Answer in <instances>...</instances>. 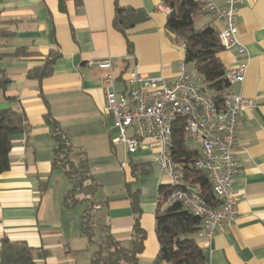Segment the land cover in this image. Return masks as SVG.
I'll list each match as a JSON object with an SVG mask.
<instances>
[{
	"label": "crops",
	"instance_id": "crops-1",
	"mask_svg": "<svg viewBox=\"0 0 264 264\" xmlns=\"http://www.w3.org/2000/svg\"><path fill=\"white\" fill-rule=\"evenodd\" d=\"M115 3L142 9L149 17L128 32L132 54L125 38L113 28ZM160 4L162 0H0V28L10 34L0 38V67L11 80L6 91L0 92V106L21 112L30 127L28 133L11 139L10 167L0 176V241L6 237L46 251L37 264H78V254L91 245L80 235V218L65 207V193L56 198L50 193L59 170H52L55 142L45 117L59 124L73 147V134L82 139L107 137L112 147L118 145L106 127L110 116L105 112L102 88L106 76L115 78L117 93L125 91L134 69L145 77L174 82L184 59V51L166 34L167 15L157 11ZM207 17L204 25L219 33L223 23ZM237 38L246 49L248 67L244 81L230 90L252 100L255 107L240 115L236 129L238 172L233 190L239 197L237 219L224 223L214 234L205 249L207 264H264V0L238 1ZM19 48L30 55L12 57ZM54 55L58 57L49 77L42 81L27 78L30 70ZM219 57L225 70L236 65L232 51ZM105 61L111 63L110 68L100 67ZM7 97L14 101L6 102ZM130 164H146L150 173L133 179ZM120 167L129 187L122 186L116 197L98 198L108 202L99 214L101 224L116 240L127 243L138 217L146 234L138 264H151L159 249L154 219L158 189L168 185V178L144 149L132 155L127 152ZM132 194L138 197L137 212L132 209ZM196 241L203 248V240Z\"/></svg>",
	"mask_w": 264,
	"mask_h": 264
},
{
	"label": "trees",
	"instance_id": "trees-1",
	"mask_svg": "<svg viewBox=\"0 0 264 264\" xmlns=\"http://www.w3.org/2000/svg\"><path fill=\"white\" fill-rule=\"evenodd\" d=\"M162 2L169 9L165 23L166 34L175 45L184 46L185 66L191 67V71L199 77L203 88L220 107L222 97L231 85L225 76V68L219 57L224 52L219 42V33L210 25L195 28V23L205 13L193 0H162ZM148 19V15L142 9L121 7L115 3L113 28L125 38L129 54H132L133 44L129 40L128 32L147 22ZM9 36L8 31L0 28V38ZM29 55L24 48H19L12 57L21 58ZM57 57V55L48 56L42 66L27 73V78L42 81L49 77ZM10 83V78L0 67V92H5ZM13 99L7 97L5 101L13 102ZM45 120L51 126L52 138L55 142L51 161L52 170H62L71 185L64 198L65 207L72 208L86 201L91 204L82 213L79 222L80 235L96 247L90 258L91 264H138L146 239L139 218H135L132 237L127 243L116 240L110 234L107 226L101 224L99 217L102 210L107 208L108 202L98 200L97 194L102 186L92 176L86 153L69 143L67 135L55 120L49 116H46ZM29 130L30 127L21 112L0 106V176L10 167L11 139L16 135L26 134ZM172 138L173 160L180 165L183 178L200 188L201 198L207 207H218L219 201L212 192L208 176L192 166L199 158V154L190 146L184 134L182 120L174 126ZM149 173L150 168L146 164H130V174L133 179ZM128 187L129 183H125V189L128 190ZM169 192L168 185H162L158 189L154 219L159 249L151 264H207L206 250L196 241V234L202 228L201 219L181 203L166 205L165 199ZM130 196L132 209L137 212L138 197L136 194ZM46 256V251L36 250L22 242H11L6 237L0 241V264H37V259Z\"/></svg>",
	"mask_w": 264,
	"mask_h": 264
},
{
	"label": "built area",
	"instance_id": "built-area-1",
	"mask_svg": "<svg viewBox=\"0 0 264 264\" xmlns=\"http://www.w3.org/2000/svg\"><path fill=\"white\" fill-rule=\"evenodd\" d=\"M213 21L223 23L218 38L224 51H232L236 65L225 70V76L234 85L244 81L248 58L245 47L237 38V4L239 0H193ZM157 11L169 14L160 4ZM184 51V46L181 45ZM101 68H110L105 61ZM115 78L109 74L103 80L105 112L119 130L114 144H124L128 154L146 150L159 171L168 178L169 194L166 205L181 203L202 221L196 238L203 240L208 249L214 234L223 229L224 223L237 219L239 197L233 190L238 166L235 160L237 123L241 114L251 111L252 100L235 95L230 89L222 97V105L215 104L203 88L199 77L189 70L184 61L178 67L174 82L164 78H149L137 69L130 72L123 93L115 90ZM182 120L184 134L199 158L193 167L204 172L219 206L209 208L201 198L200 188L187 182L180 165L173 160V130Z\"/></svg>",
	"mask_w": 264,
	"mask_h": 264
},
{
	"label": "rangeland",
	"instance_id": "rangeland-1",
	"mask_svg": "<svg viewBox=\"0 0 264 264\" xmlns=\"http://www.w3.org/2000/svg\"><path fill=\"white\" fill-rule=\"evenodd\" d=\"M208 19L207 16H204L201 20L195 23V28H201L205 21ZM181 50V47L178 46ZM188 69L191 70V67L188 66ZM0 98L1 93H0ZM1 100V99H0ZM109 116V115H108ZM107 131H109L111 138H117L120 136L119 130L114 127L113 120L109 116L107 119ZM75 147L86 153L90 167L92 169V174L94 175L96 181L101 183L103 187L101 191L97 194L98 198H106V197H116L120 195V191H122V186L125 187L124 178H123V170L120 167V163L122 161L127 160V151L126 146L124 144H118L112 147L107 140V137L103 140V138L99 137H80L79 135H72L70 138ZM58 176H54L52 185L50 186V193L56 198L58 195L60 196L62 193L67 195L68 191L71 188L68 180L66 179L64 172L59 170L57 172ZM56 178V180H55ZM64 203V199H63ZM91 204L86 201L82 203H78L72 208H67L70 210L72 216L81 217L82 213L89 207ZM75 212V213H74ZM97 237L95 238V240ZM83 242L86 239H81ZM96 251V247L94 245H90L86 251L78 254L77 261L78 264H91V255ZM89 259V260H88Z\"/></svg>",
	"mask_w": 264,
	"mask_h": 264
},
{
	"label": "water",
	"instance_id": "water-1",
	"mask_svg": "<svg viewBox=\"0 0 264 264\" xmlns=\"http://www.w3.org/2000/svg\"><path fill=\"white\" fill-rule=\"evenodd\" d=\"M77 60H78V58H77V57H75V62H77Z\"/></svg>",
	"mask_w": 264,
	"mask_h": 264
}]
</instances>
